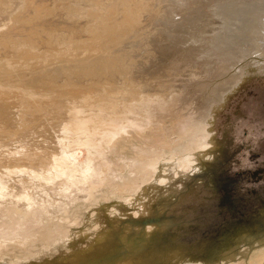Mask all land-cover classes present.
I'll return each mask as SVG.
<instances>
[{
    "label": "rangeland",
    "instance_id": "374dc122",
    "mask_svg": "<svg viewBox=\"0 0 264 264\" xmlns=\"http://www.w3.org/2000/svg\"><path fill=\"white\" fill-rule=\"evenodd\" d=\"M225 1L0 0V32L10 26L23 27L25 21L58 43L63 56L89 59L92 53L82 47L80 33L74 42L65 32L60 38L52 37L56 35L53 20L60 14L65 28L74 29L72 22L82 24L81 30L93 26L98 32L92 36L99 43L117 35V29L128 33L160 22L158 18L168 14L167 6L176 2L171 8L173 17L187 19L205 13L218 25L227 20L232 3L241 4L247 13L259 2ZM19 16L23 19L18 21ZM38 19H44L45 26H38ZM226 23L227 28H220L223 33L217 29L200 38L192 45L191 55L173 63L168 84L162 76H151V83L160 80L166 91L178 85L193 65L209 67V78L191 79L182 91L172 93L174 101L146 91L147 95L146 83L137 90L132 86L129 91L108 88L109 95H124L131 107L123 112L126 116L122 112L100 115L106 135L82 131L74 137L80 144L75 163L88 161V171L75 164L76 172L69 166L60 178L27 175V182L22 179L26 174L22 177L16 170L7 176L0 174V264H239L253 253L264 259L260 253L264 252V76H251L241 85V72L234 74L240 60L231 59L226 44L233 23L229 19ZM28 43V50L38 55L55 47L45 43L41 47L35 40ZM3 49L0 46V75L6 78L0 76V86L11 90L19 85L2 66L20 55L14 42L5 48L8 51ZM21 50L22 56L26 54V49ZM91 76L89 83L94 84ZM0 100L1 104L5 101ZM26 100L22 98L14 108L20 125V116L33 119L32 104ZM43 113L52 116L49 110ZM14 137L9 131L2 132L0 150L4 143L15 141Z\"/></svg>",
    "mask_w": 264,
    "mask_h": 264
},
{
    "label": "bare ground",
    "instance_id": "6f19581e",
    "mask_svg": "<svg viewBox=\"0 0 264 264\" xmlns=\"http://www.w3.org/2000/svg\"><path fill=\"white\" fill-rule=\"evenodd\" d=\"M207 1L209 2V0ZM224 1L222 0V2ZM232 4L233 5H230V7L228 8V14L226 17L227 20H225V22L223 20L218 25V21H215L214 18V20H212L209 16L205 17L204 15H202L205 14L202 13V10V14L199 13L197 16L192 18L188 17L187 19H183L173 17L174 11H172L171 8L173 9L175 6H177L176 2L175 5L167 6V13L171 16V18L168 17L169 15L167 14L168 16L166 15L158 18L160 19V22H155L152 26H146L145 28L141 29H138V27H136L133 29V32L129 31L128 33H125L117 29V35H115V33L112 34L108 39L99 42L100 44L96 42L94 40L96 38L93 37L96 35L93 34L97 31V29L96 31H94L95 29H93V26L89 29V26L87 25V27L85 26L81 30L82 24H77L78 22L70 23L71 26L74 27V29L65 28V25L62 22V16L60 14L57 20H53L55 22L54 31L56 35L52 37L60 38V35L65 32L66 34L68 33L73 41L77 38V34L80 33L82 37V41H80V43H82V47H86V53L87 51H89V53H92L89 54L92 55L91 58L81 60H77L74 58L71 59L70 57H73L72 55H70V57H68V55V58L63 56L62 49L59 48L60 45L58 43L54 44L49 36H41V33L40 31H37L36 26L29 27L30 24H26L27 22L24 21L25 19L23 20L24 23L21 21L23 24H25V26L23 27L20 26L19 28H13L10 25V27H6L5 30L0 32V46H4V52V50H7L5 48L9 46V43L14 42V44H16L17 53L20 55V58H17V61H11L8 59L4 61L6 56L4 57L3 55L4 60L1 58V61H4V65L2 66V68L3 70L11 71L13 73V75L16 77V80L15 78L13 79L19 86H14V89L11 88L12 91L8 90V88H3V86H0V99L2 98L5 100H2L4 101V103H0V134L5 131L8 133L9 131L15 136V141H9L6 144L4 143L5 141L2 142L3 140H1V142L4 143L5 147L0 150V174H6L5 176H7L8 172L16 170L19 171V174L22 173V177L26 174V176L22 178L23 180L25 179V177H27V175H32L34 177H37L38 179L43 177L49 178V176L53 178H57V176H59L60 178V176L63 175V172L69 166H72L71 168H73V165L76 164L74 155L76 150H78L77 148H79L80 146L79 143H76L74 141V137H76V135L80 134V132L82 131L87 132V134L90 135L92 133L98 132L99 134H102L104 132L102 130H104L105 127L103 126L104 124L100 122V115L105 113L112 114L114 112L123 113L125 112V110H127L126 108L130 106L128 104V100H126L127 98L124 97V95H122L121 93L115 94V92L113 91V94L115 95H109V87H116L119 89H124V91H129V89H131V86L133 89L136 88L137 90L138 87L143 86L146 83L148 87L146 88L145 92H152L154 96L158 94L170 99V97H172V93L176 94L175 92L182 91L184 88L183 85L187 84V82L191 81V79L206 80L207 78H209V67H196V65H193L190 71H188L185 76L183 75V79H181V82L178 81L180 82L178 85L174 84L173 86L168 87V90L166 91L162 90L163 88L161 89V86L163 87V84H161L160 80L158 82H156V80L153 84L151 83V80L153 79L151 78V76H158V78L154 77V79H159V76H162L165 79L170 78L171 81V78H173L171 73V70L173 69V63L178 59L180 60L183 59V57L191 55V50L194 48L192 45H194L195 42L198 43L197 40H200V38H204V36L209 34L211 35L212 32H215V30L217 29L220 30V28H223L224 30L225 28H227L228 22L226 23V21H228V19L232 20L233 25L231 24L232 29H228V32L226 33V44L227 46H229V48L227 49H231L230 55H232V60H235V58L240 60L238 65L235 67L236 72L234 74H238L239 71L241 72L239 73V76H241L243 80L241 85L245 83L247 78L251 76H258L262 78L264 76V0H259L258 3L253 4L249 8L247 13H245V11L242 12L243 10H241V4ZM215 5L216 4H214V6ZM213 9L211 10L212 12ZM216 10L215 12H217ZM217 13L213 14L217 16L219 15ZM220 18L221 17H219V19ZM16 19L19 21L23 18L19 16ZM44 22V19H38L36 21L38 26H45ZM169 24H171L172 26L165 29L161 28ZM13 26L15 27V25ZM88 29H93L94 32L91 34L92 30L89 32ZM81 31L86 34L84 35ZM104 31L101 32L106 33ZM35 34L41 39H39ZM18 37H20V40L16 39ZM92 37L94 41H92ZM96 37H98V35ZM32 40L37 41V43L41 47H44V43L45 45L55 47L47 48V50L43 52V55H38L35 54L32 49H30L31 51L28 50V41ZM211 40L213 41V39H210V41ZM198 45L202 46V44ZM201 46L199 47L200 49ZM205 46L207 47L209 45ZM197 47L195 49H197ZM21 49H26L27 51L26 54L23 53V56L21 54ZM0 54H2V52ZM178 55H180L181 57L177 58ZM234 55H236L237 57ZM1 65L2 64H0V68ZM232 69L233 68H231V70ZM6 71L4 72L6 73ZM183 73H185V71ZM11 74L9 73V75ZM29 74L33 77L31 78ZM229 74L232 73L230 72ZM3 75L0 76L3 77ZM225 75L226 78L228 75L227 71ZM90 76L94 77L92 78L96 81L94 82V84H92L93 81L91 82V84L89 83L90 80L88 78ZM219 81L221 80H218V82ZM21 82L26 83L27 87L21 86ZM168 82L169 80L167 79L165 83L168 84ZM218 85L220 86L219 83H217V86ZM8 86L12 85L9 84ZM142 88H144V86ZM215 93L216 91L213 94ZM134 94H136V92ZM146 94L148 95L147 92ZM132 96L133 95H131V97ZM143 97H145V95L142 96V98ZM175 97L176 96L172 97V101H174L173 98L175 99ZM22 98H26L28 102H31L30 104H32V107L29 108L31 109V112L33 114V119L27 120L26 118H24V116H20V119L23 120L22 125H20L19 117L18 115H15L16 113L14 112V108L16 107V105L19 106V102ZM136 98H140V96ZM165 98H163V100ZM139 100L138 102H140ZM154 101H156L155 98ZM204 104H206V101H204ZM134 106L137 107L136 105ZM194 109L195 108H193V110ZM47 110L52 113L51 117L46 116L43 113ZM3 111H6L7 113H3ZM123 114L126 116L125 113ZM109 128L111 129L112 127L109 126ZM106 132L108 131L106 130ZM104 134L106 135L105 132ZM84 139L86 140V138ZM16 142L18 144H16ZM89 163H91V161H89ZM89 166L90 164H88V161H86L85 163H82V165L78 164L75 167L84 168L81 171L86 172L90 169ZM74 172H76V169H74ZM25 180L27 182L29 179L26 178ZM31 182L33 183L34 181ZM260 253H263L262 256H264V252ZM255 255L254 253L251 254L247 262L243 261V263L241 262L239 264H254L255 262V264H264V259H260Z\"/></svg>",
    "mask_w": 264,
    "mask_h": 264
},
{
    "label": "water",
    "instance_id": "95a60500",
    "mask_svg": "<svg viewBox=\"0 0 264 264\" xmlns=\"http://www.w3.org/2000/svg\"><path fill=\"white\" fill-rule=\"evenodd\" d=\"M157 220H153L152 222H156ZM146 222H149V221H145L144 223H146ZM158 222V221H157ZM156 222V223H157ZM245 223H247V221H245ZM164 242V241H163ZM164 243H167L166 241L164 242ZM155 249V248H154ZM154 249H152L153 251H154Z\"/></svg>",
    "mask_w": 264,
    "mask_h": 264
}]
</instances>
